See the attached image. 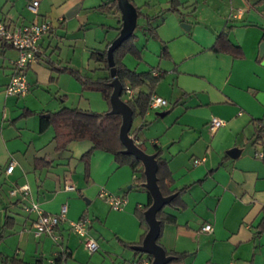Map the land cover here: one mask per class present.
Masks as SVG:
<instances>
[{
	"label": "crops",
	"instance_id": "obj_1",
	"mask_svg": "<svg viewBox=\"0 0 264 264\" xmlns=\"http://www.w3.org/2000/svg\"><path fill=\"white\" fill-rule=\"evenodd\" d=\"M30 1L0 0V18L10 26L43 18L52 25L39 39L37 60L25 69L27 90L21 96L4 91L17 51L0 39V227L5 216L10 222L0 253L24 261L39 257L47 264L64 247L70 252L64 264H101L107 256L108 264H136L134 250L122 242L138 243L144 234L135 208L147 203L146 189L134 186L131 168L105 150L94 148L84 160L89 140L58 148L54 125L39 128L40 116L63 105L109 108V102L52 66H71L91 77L103 74L90 50L102 49L116 36L121 12L101 10L105 0H37L34 10ZM127 1L150 16L167 6V0ZM178 1L180 14L167 10L148 24L136 16L139 57H122L128 68L154 67L162 74L153 93L166 104L131 121L133 127L142 125L134 141L148 153L157 148L166 160L169 189L183 188L181 207L162 206L174 220L161 225L157 240L167 251H183L184 264H264V158L253 153L256 129L264 125V56L258 55L264 0ZM224 27L234 48H212ZM162 42L165 55H160ZM211 116L222 120L213 130ZM10 160L13 168L5 173ZM16 184H25L26 193L9 196ZM101 191L122 196L124 203L110 208ZM32 201L51 213L66 203L65 219L55 227L57 239L33 234L34 212L22 208ZM81 216L89 219L83 236L68 227V220ZM204 222L211 230H201ZM86 236L97 243L91 253L83 244Z\"/></svg>",
	"mask_w": 264,
	"mask_h": 264
},
{
	"label": "trees",
	"instance_id": "obj_2",
	"mask_svg": "<svg viewBox=\"0 0 264 264\" xmlns=\"http://www.w3.org/2000/svg\"><path fill=\"white\" fill-rule=\"evenodd\" d=\"M178 0H167V6L160 8L155 14H146L134 5L136 16H142L146 24L150 19L160 17L167 10H174L181 13L178 8ZM101 10L109 11L111 9H117L118 4L116 0H105L99 5ZM154 26L148 25V30H153ZM227 27L222 28L216 35L215 42L212 46L214 49H231L234 48L233 44L226 37ZM134 31L126 37L121 43L115 47L112 51L114 75L119 79L121 83V95L124 93L125 85L130 86L133 89V94L130 97H124L126 103L132 110V118L137 115H143L144 111L148 108V101L150 95L153 93V89L157 81L161 78V73H153L154 67L147 70L136 71L128 68L123 62L122 57L126 53L132 54L134 57H139V51L134 43ZM107 44L102 49H91L90 57L98 62L99 69H102L103 74L91 77L78 72L77 69L71 66H52L56 71H65L69 73L82 88L98 90L101 96L108 102V96L111 90V86L108 84L111 76L109 75V66L106 62L105 49ZM167 53L164 42L160 47V55ZM54 125V137L56 140V146L61 148L65 146L71 140L87 139L91 142V147L82 154L84 160L87 159L90 152L94 148L105 150L112 154L114 160L118 164L128 165L134 173L132 184L136 187L144 188L141 182L144 180L142 173V164L130 153L122 151L123 145L118 138V127L120 124V114L114 112H108L107 110L96 111L89 108L81 107H69L61 106L55 111L50 112L49 116L41 117L39 120V128H43L47 124ZM142 125L138 127L129 128L128 133L135 138L138 130ZM264 137V125H260L256 129L255 140ZM137 143V142H136ZM137 145L144 149L140 143ZM152 152H155L156 158V182L158 184L161 194L167 195L173 193V196L166 203V205L181 207L183 202L180 198V193L183 188L169 189L168 184L171 180L170 173L167 167L166 160L159 154V150L155 148ZM145 189V188H144ZM147 191V190H146ZM148 192V191H147ZM151 198L148 193V201L141 207L135 208V213L139 217L144 232L146 230V223L143 219V209L149 204ZM155 216L159 219L160 227L164 222H172L174 216L171 213H166L160 208L156 211ZM10 225L9 219L5 216L2 226L0 227V240L5 234V229ZM156 241L158 242L157 238ZM159 243V242H158ZM125 246H130L133 243L122 242ZM137 255L136 264L142 263L144 258H147L150 262L151 256L148 253H143L138 250H134ZM167 255L170 258L164 264H184L183 251H167ZM70 256L68 249L61 247L55 252L52 259L47 264H64L65 260ZM0 264H42L41 258L37 257L33 261H24L14 256H8L0 253ZM149 264V263H148Z\"/></svg>",
	"mask_w": 264,
	"mask_h": 264
},
{
	"label": "built area",
	"instance_id": "obj_3",
	"mask_svg": "<svg viewBox=\"0 0 264 264\" xmlns=\"http://www.w3.org/2000/svg\"><path fill=\"white\" fill-rule=\"evenodd\" d=\"M37 0H31L30 6L34 10ZM240 12L237 9L230 16H236ZM50 20L43 18L36 22H31L29 24H14L10 26L6 24L0 18V39L5 43L11 45L16 51L17 56L12 61V72L10 73L9 79L4 86V91L7 94L21 96L27 90V82L25 78V69L29 63L35 62L40 53L39 39L41 36L51 28ZM155 71H153L154 73ZM133 94V89L125 85L124 87V97H130ZM166 99L160 95L152 93L148 101V108L154 109L166 104ZM222 124V120L216 116H211L208 120L209 129L213 130L217 126ZM257 147L254 150V156L257 158H264V137L257 139L255 141ZM199 159H193V162H197ZM14 165V161L10 160L4 167V172L9 173ZM65 188L72 189V184H65ZM27 186L25 184L14 185L8 189L9 196H15L17 192L26 193ZM100 195L107 201L110 208L117 209L124 203V198L120 195H115L108 193L106 191H101ZM22 208L25 211H33L34 216L31 219V228L34 235L40 233L49 234L53 239H57L58 235L55 233V227L57 223L65 219L66 203H62L59 209L55 213L43 212L35 201L29 204H23ZM89 222L88 217L81 216L74 220H68V227L74 233L83 236L86 234L87 224ZM201 230L209 231L211 230V225L208 222H204L201 225ZM83 244L88 253L96 250L97 243L94 238L86 236L83 240ZM143 264H148L149 260L144 258Z\"/></svg>",
	"mask_w": 264,
	"mask_h": 264
},
{
	"label": "water",
	"instance_id": "obj_4",
	"mask_svg": "<svg viewBox=\"0 0 264 264\" xmlns=\"http://www.w3.org/2000/svg\"><path fill=\"white\" fill-rule=\"evenodd\" d=\"M116 1L121 12V26L116 36L110 40L105 49L106 62L109 66L108 71L111 76V79L108 82L111 86L108 96V112L120 114V124L117 135L123 145L122 151L132 154L141 162L142 173L144 176L141 185L148 191L151 198L149 204L143 209V219L147 225L146 230L141 240L138 243L131 244L130 248L150 254L151 259L149 264H164L170 258V255H167L165 249L156 241L160 229V223L159 219L156 218L155 213L170 200L173 193L167 195L161 194L156 182L155 170L157 163L155 152L148 153L144 151L128 133L132 121V110L126 101L120 96L121 83L114 75L112 51L122 40L132 33L136 26V14L134 7L129 2L125 0ZM120 4H122V6H120ZM258 55L261 57L264 56V35L258 44ZM156 113L160 115L162 114V111H156ZM226 152L229 155H232L234 149L231 148Z\"/></svg>",
	"mask_w": 264,
	"mask_h": 264
},
{
	"label": "rangeland",
	"instance_id": "obj_5",
	"mask_svg": "<svg viewBox=\"0 0 264 264\" xmlns=\"http://www.w3.org/2000/svg\"><path fill=\"white\" fill-rule=\"evenodd\" d=\"M125 1H127V0H125ZM128 2V1H127ZM120 6H122V4H120ZM139 27V24H137L136 25V28H138ZM97 69H99V68H97ZM96 69V70H97ZM90 91H93L92 93H94V95L98 98V97H101L102 99H104L102 96H101V94H100V92L98 91V90H94V89H89ZM104 101H106L105 99H104ZM107 102V101H106ZM97 111H102V110H97ZM131 128H133V126L131 125ZM107 259H109V257L107 256ZM107 259H104V262L103 263H101V264H108V260Z\"/></svg>",
	"mask_w": 264,
	"mask_h": 264
}]
</instances>
